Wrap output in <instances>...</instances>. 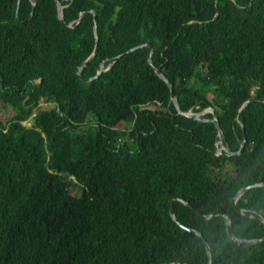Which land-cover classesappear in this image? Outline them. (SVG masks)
I'll list each match as a JSON object with an SVG mask.
<instances>
[{
    "label": "trees",
    "instance_id": "obj_1",
    "mask_svg": "<svg viewBox=\"0 0 264 264\" xmlns=\"http://www.w3.org/2000/svg\"><path fill=\"white\" fill-rule=\"evenodd\" d=\"M17 1L0 0V264H208L170 199L212 264H264V240L236 244L224 218L264 232V187L236 202L253 218L232 204L264 183V103L239 112L264 98V0H58L62 20L55 0L17 19ZM96 44L82 78L109 70L86 83ZM144 44L153 65L147 46L118 58ZM153 67L181 111L214 110L226 152Z\"/></svg>",
    "mask_w": 264,
    "mask_h": 264
},
{
    "label": "water",
    "instance_id": "obj_2",
    "mask_svg": "<svg viewBox=\"0 0 264 264\" xmlns=\"http://www.w3.org/2000/svg\"><path fill=\"white\" fill-rule=\"evenodd\" d=\"M56 2V6H57V11H58V18L60 20H62L63 18V14H62V9L63 7L61 6L60 2L58 0H55ZM19 4H20V0L17 1V19L19 17V14H18V8H19ZM90 12L92 15H93V18H95V12L94 11H88ZM67 26H71V25H67ZM94 30H95V35H96V39L98 40V37H97V25L94 24ZM148 47L150 48V57H149V62L150 64L153 65V60H154V49L151 45H141V46H138V47H135L133 49H131L130 51L126 52L125 54L119 56L118 58H121L122 56H125L135 50H138V49H141V48H144V47ZM97 50H98V45L96 44V47H95V50L93 52V54L87 59V61L79 68L78 70V75H79V78L80 80L88 83L92 80H95L96 78H98L99 76H101L103 73H105L107 70H109V68L107 69L105 67V63H102L101 64V69L100 71L98 72V74H96V76L92 77V78H82V73H83V70L84 68L95 58L96 54H97ZM153 70L155 72V74L166 84V86L169 88V91H170V100L171 102L173 103L176 111H177V114L179 116H182L184 117L185 119H189V120H194V121H198V122H201V123H204V122H212L214 125H215V128L217 130V142L215 144V151H216V155H221V151H225V147H224V132L222 130V128L220 127L219 125V122L214 114V110L209 108V109H205L199 113H192L191 111L189 112H183L180 110V107H179V103H178V99H177V96L175 95L174 93V89H173V86L171 85V83L165 78V76L162 74V72L158 69V68H154L153 67ZM254 101H258V102H261V103H264V98H250L249 100H247L246 102H244V104L241 106L239 112H242L247 106L248 104H250L251 102H254ZM207 113H211L213 118L212 119H205L204 118V115L207 114ZM242 130L244 132V129L242 127ZM245 144H246V136L245 134H243V139H242V145L239 149L238 152L236 153H224L222 154L224 157L228 158V157H231V156H236V155H239L243 150H244V147H245ZM260 187H264V183H257V184H253V185H248V186H245L243 188H241L235 198L232 200V204L233 206L236 208V211L241 214V215H246L247 217L249 218H253L252 215H249V214H245V212L240 209L239 207L236 206V202L237 200L247 191L253 189V188H260ZM179 200V199H178ZM180 202H182L186 207H188L189 209H192L194 210L193 206L186 202V201H183V200H179ZM199 216H202L200 215L199 213H197ZM169 215L171 217V220L176 223L181 229L183 230H186L187 232L189 233H192L200 238H202L203 240V244H204V247H205V250H206V253H207V256H208V264H212V261H211V257H212V254H211V251H210V247L209 245L207 244V242L203 239V237L201 236V234L193 229H190V228H187L185 227L184 225L180 224L178 221H177V218L175 216V213L173 211V208H172V199L169 200ZM218 216H221L220 214ZM204 217V216H202ZM214 216H208V217H204L206 220H209L211 218H213ZM225 218V225H226V233L228 234L229 238L235 242L236 244H258L260 243L261 241L264 240V232L259 236L257 237L256 239H250V240H246V239H238L236 237L233 236L232 232H231V223L230 221L226 218V216H224ZM258 220L260 222H262L264 224V219H260L258 218ZM170 264H180V263H170ZM183 264H191L189 262H186V263H183Z\"/></svg>",
    "mask_w": 264,
    "mask_h": 264
},
{
    "label": "rangeland",
    "instance_id": "obj_3",
    "mask_svg": "<svg viewBox=\"0 0 264 264\" xmlns=\"http://www.w3.org/2000/svg\"><path fill=\"white\" fill-rule=\"evenodd\" d=\"M53 106V103L49 102V103H45V105H42V107H40L41 109H44V108H51ZM151 109H156L157 107L156 106H150ZM33 124V122L31 120L25 122L24 126L26 127H31ZM126 129L128 130L129 127L127 126ZM228 172L231 173L232 172V169L231 167H228Z\"/></svg>",
    "mask_w": 264,
    "mask_h": 264
},
{
    "label": "bare ground",
    "instance_id": "obj_4",
    "mask_svg": "<svg viewBox=\"0 0 264 264\" xmlns=\"http://www.w3.org/2000/svg\"><path fill=\"white\" fill-rule=\"evenodd\" d=\"M151 45V44H150ZM155 54V53H154ZM253 98V97H252ZM255 103V102H254ZM243 112V111H242ZM217 118V117H216ZM221 127V126H220ZM239 151V150H238ZM206 241V240H205ZM207 242V241H206ZM208 243V242H207Z\"/></svg>",
    "mask_w": 264,
    "mask_h": 264
},
{
    "label": "clouds",
    "instance_id": "obj_5",
    "mask_svg": "<svg viewBox=\"0 0 264 264\" xmlns=\"http://www.w3.org/2000/svg\"><path fill=\"white\" fill-rule=\"evenodd\" d=\"M144 45H146V44H144ZM142 49V48H141ZM209 109V108H208ZM208 114V113H207Z\"/></svg>",
    "mask_w": 264,
    "mask_h": 264
}]
</instances>
